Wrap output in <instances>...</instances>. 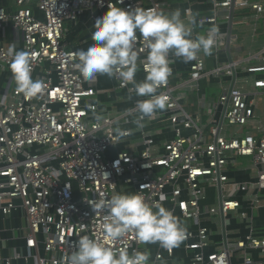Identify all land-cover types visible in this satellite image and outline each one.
I'll use <instances>...</instances> for the list:
<instances>
[{"label":"built area","instance_id":"2783aa9c","mask_svg":"<svg viewBox=\"0 0 264 264\" xmlns=\"http://www.w3.org/2000/svg\"><path fill=\"white\" fill-rule=\"evenodd\" d=\"M9 1L16 9H0V33L12 28L17 49L31 54L33 79L44 80L46 88L37 97H26L17 91L13 78L8 79L7 87L0 88V264H61L62 258L75 250L78 236L83 235L103 241L117 253L125 247L129 253L150 252L134 233L117 240L106 239V212L95 214L86 201L137 192L147 203H163L195 227L186 228V237L178 247L166 250L156 244L158 250L149 264L173 263L177 250L189 257L190 264H254L252 251L259 252L264 260V237L251 232L232 241L228 231L231 213L242 206V201L232 195L264 188V136L227 137L228 129L244 128L255 119L254 100L237 87L242 62L218 66L207 73L201 50L190 64L188 77L174 84L170 53L172 74L158 90L168 97V103L139 127L142 151L138 155L120 152L109 159L108 150L130 138L132 131L123 126L131 123L137 113L100 117L98 103L88 101L96 95L94 87L87 86L91 79L85 80L73 67L78 62L76 52L65 49L62 39L67 21H77L87 10L107 11L108 4L117 0H36L42 19L29 7L33 0ZM167 1L123 0L118 6L164 12L169 7ZM185 1L180 10L182 19H197L193 39L200 33L197 28L207 35L209 29L218 26L215 54L229 51L236 40L232 28L238 13L249 10L257 20L264 15V0ZM197 7L206 9L195 12ZM137 36L136 47L143 49L146 42L139 33ZM8 48L0 44V72L10 70ZM146 56L145 49L140 60ZM254 59L260 60L261 55ZM138 67L146 75L139 62ZM243 70L251 75L263 74L264 65ZM207 75H225L231 80L218 99L219 121L205 129L184 109L183 91H194ZM114 79L120 89L135 94L130 91L133 85ZM253 85L264 92V76L254 80ZM151 119L170 124L174 137L158 144L144 128ZM120 132L125 134L120 136ZM240 157L252 160L257 182L233 181L231 167ZM207 187L217 190L218 201L216 206L204 209ZM260 199L259 193L253 194L250 210L261 207ZM209 218L221 223L222 240L213 252H209L210 229L204 223Z\"/></svg>","mask_w":264,"mask_h":264},{"label":"clouds","instance_id":"9594fccd","mask_svg":"<svg viewBox=\"0 0 264 264\" xmlns=\"http://www.w3.org/2000/svg\"><path fill=\"white\" fill-rule=\"evenodd\" d=\"M121 3L123 0L110 2L108 10L96 18L91 34L93 43L86 50L74 53L78 62L73 67L85 80L106 75L133 85L130 91L145 99L137 100L135 108L128 111L137 113L132 122L142 127L146 118L167 106L168 97L158 90L167 84L172 74L170 53L182 58L185 63L196 59L201 50L204 55H211L217 43L219 28L213 26L207 35L193 39V27L197 24L195 16L186 22L178 10L172 13L141 7L126 10L118 6ZM137 33L146 42L143 49L136 47ZM145 49L147 56L140 60V53ZM7 55L11 57L9 67L17 91L26 97L41 94L46 83L42 79H33L30 52L18 50L13 43L9 45ZM138 62L143 65L146 73L145 78L139 82L135 79ZM124 134L119 133L120 136ZM163 199L160 198L161 201ZM86 201L95 214L106 212L103 217L106 239L117 240L134 233L140 243L159 244L163 249L171 250L178 247L186 237V227L172 210L163 203H147L138 192L115 193L108 199ZM78 237L75 250L65 255L61 264H149L150 252L147 250H133L129 253L125 247L117 253L101 240L87 235ZM157 259L160 257L157 256Z\"/></svg>","mask_w":264,"mask_h":264},{"label":"crops","instance_id":"0c3cea01","mask_svg":"<svg viewBox=\"0 0 264 264\" xmlns=\"http://www.w3.org/2000/svg\"><path fill=\"white\" fill-rule=\"evenodd\" d=\"M169 7L164 10V13H172L179 11L183 7L185 0H168ZM29 7L33 10L35 16L42 19L41 12L36 8V0L30 2ZM4 8L8 11L15 10V5L9 0H0V9ZM206 7L194 8L195 12L201 11ZM106 10L84 11L77 21H67L64 27L62 44L69 51L86 50L92 43L91 34L93 25L97 17L102 16ZM261 19V18H260ZM260 19L255 18V14L251 11H242L234 20L232 35L236 39L229 51H222L215 54L212 51L211 55H204L207 65V73L211 72L218 66L227 65L231 62H242L243 66L238 69L240 73L237 87L247 93L250 100L255 102V119L244 128H230L227 131V137L251 135L254 137L264 136V92L254 88V80L264 76L263 74H248L243 69L252 65H264V31L260 32ZM199 35H205V32L197 28ZM227 32V27H223V33ZM14 32L11 27H7L4 32L0 33V44L9 46L14 42ZM22 36L19 33V49L22 47ZM261 55V59H254V56ZM172 65L175 71L176 78L174 84H177L181 79L188 77L189 68L192 61L185 63L182 58H178L172 53ZM13 75L10 70L0 72V88L7 87L8 79H12ZM145 74L138 67L135 79L137 82L142 81ZM230 77L222 75H207L199 81L198 87L194 91H183L185 98L183 100L184 109L198 121L205 129H208L211 123L218 122L221 116V108L218 107V99L223 87L228 86ZM87 86L94 87L96 95L89 99L90 102H97L99 105L100 117H118L128 110L133 109L137 100L141 99L135 94H130L126 90L120 89L114 78H109L106 75H97L92 78ZM162 110H160L161 112ZM156 112H159L156 111ZM131 123L125 124L123 129L131 130L132 134L129 139L118 143L113 148L108 150L107 156L113 159L120 152H128L138 155L142 149L143 135L140 128ZM144 128L151 136H154L156 142L160 145L174 137L170 124L162 122V119H151L144 123ZM230 176L233 181L238 183H255L257 182L256 167L250 158H237L234 167H231ZM261 195V207L255 210H250V199L253 194ZM218 193L215 188H206V200L202 202V207L207 209L217 205ZM233 197L242 201L241 208L231 213V224L229 227V237L232 241L243 239L251 232L254 235L264 237V188L257 191L247 193L240 192L233 194ZM169 209V207H166ZM179 219L181 220L180 216ZM20 221V215H19ZM182 225L186 228L195 229L191 223L181 220ZM204 223L210 229V247L209 252H213L218 248L222 240L221 223L217 218L204 219ZM20 228V223H19ZM150 250V259L158 250L156 244H146V249ZM240 254V253H239ZM238 256L240 257V255ZM250 255L254 259V264H264V260L259 252L252 251ZM240 259V258H238ZM241 262L242 260H233ZM163 264H190L189 257L181 251L177 250L176 257L173 263L166 262Z\"/></svg>","mask_w":264,"mask_h":264},{"label":"rangeland","instance_id":"374dc122","mask_svg":"<svg viewBox=\"0 0 264 264\" xmlns=\"http://www.w3.org/2000/svg\"><path fill=\"white\" fill-rule=\"evenodd\" d=\"M259 28H260V32H263L264 31V15L260 19Z\"/></svg>","mask_w":264,"mask_h":264}]
</instances>
